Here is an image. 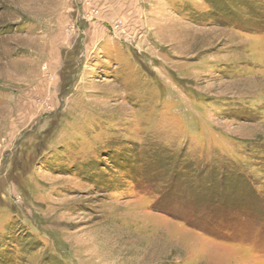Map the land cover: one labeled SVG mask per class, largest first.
Returning <instances> with one entry per match:
<instances>
[{"label": "rangeland", "instance_id": "374dc122", "mask_svg": "<svg viewBox=\"0 0 264 264\" xmlns=\"http://www.w3.org/2000/svg\"><path fill=\"white\" fill-rule=\"evenodd\" d=\"M78 1L0 0V264H264V0Z\"/></svg>", "mask_w": 264, "mask_h": 264}, {"label": "crops", "instance_id": "0c3cea01", "mask_svg": "<svg viewBox=\"0 0 264 264\" xmlns=\"http://www.w3.org/2000/svg\"><path fill=\"white\" fill-rule=\"evenodd\" d=\"M88 1V0H87ZM90 3H86L88 4L86 6H84L85 9H93V11H97L96 15H95V19H99V15L100 17L107 19V21L114 22L116 23L117 21H121L122 19L127 18V20H129V18L133 16L134 13H136L138 4H139V0H89ZM78 2V6H79V11L82 7L81 3ZM78 14V12H77ZM138 14V12H137ZM98 15V16H97ZM76 17V16H73ZM60 51V50H57Z\"/></svg>", "mask_w": 264, "mask_h": 264}]
</instances>
